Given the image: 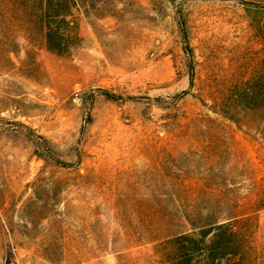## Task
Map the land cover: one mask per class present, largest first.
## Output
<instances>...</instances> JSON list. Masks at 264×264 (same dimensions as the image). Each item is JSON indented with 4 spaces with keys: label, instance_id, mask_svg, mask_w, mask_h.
I'll use <instances>...</instances> for the list:
<instances>
[{
    "label": "rangeland",
    "instance_id": "1",
    "mask_svg": "<svg viewBox=\"0 0 264 264\" xmlns=\"http://www.w3.org/2000/svg\"><path fill=\"white\" fill-rule=\"evenodd\" d=\"M90 1L59 56L0 0V264H169L207 216L252 218L264 264V27L243 0Z\"/></svg>",
    "mask_w": 264,
    "mask_h": 264
},
{
    "label": "trees",
    "instance_id": "2",
    "mask_svg": "<svg viewBox=\"0 0 264 264\" xmlns=\"http://www.w3.org/2000/svg\"><path fill=\"white\" fill-rule=\"evenodd\" d=\"M20 1L32 7L31 31L43 37L44 48L59 56L67 55L81 40L75 10L84 9L88 14L94 6L90 0ZM204 220V225L196 227L188 219L192 229H199V233L182 232L168 241L169 264H249L252 255L248 228L252 218L212 220L207 216Z\"/></svg>",
    "mask_w": 264,
    "mask_h": 264
},
{
    "label": "crops",
    "instance_id": "3",
    "mask_svg": "<svg viewBox=\"0 0 264 264\" xmlns=\"http://www.w3.org/2000/svg\"><path fill=\"white\" fill-rule=\"evenodd\" d=\"M247 5L249 24L264 27V0H243Z\"/></svg>",
    "mask_w": 264,
    "mask_h": 264
}]
</instances>
